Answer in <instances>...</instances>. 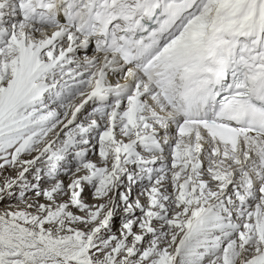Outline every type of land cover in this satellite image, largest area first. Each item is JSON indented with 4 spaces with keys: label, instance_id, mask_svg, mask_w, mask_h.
Wrapping results in <instances>:
<instances>
[{
    "label": "snow or ice",
    "instance_id": "6c2138e0",
    "mask_svg": "<svg viewBox=\"0 0 264 264\" xmlns=\"http://www.w3.org/2000/svg\"><path fill=\"white\" fill-rule=\"evenodd\" d=\"M0 264H264V0H0Z\"/></svg>",
    "mask_w": 264,
    "mask_h": 264
}]
</instances>
